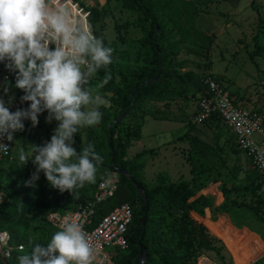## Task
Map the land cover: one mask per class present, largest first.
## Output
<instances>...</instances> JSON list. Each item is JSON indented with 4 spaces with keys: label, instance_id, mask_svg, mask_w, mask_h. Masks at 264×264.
I'll return each mask as SVG.
<instances>
[{
    "label": "rangeland",
    "instance_id": "1",
    "mask_svg": "<svg viewBox=\"0 0 264 264\" xmlns=\"http://www.w3.org/2000/svg\"><path fill=\"white\" fill-rule=\"evenodd\" d=\"M76 1L84 9L108 2V12L100 23L104 25L108 47L113 49L115 80L110 85L111 89L104 91L97 86L101 79L96 73L88 87L94 95L101 94L110 100V106L105 107L110 114L107 121L110 124L114 122L113 115L118 107L115 91L121 87V75L146 65L152 57V49L145 45L144 34L137 26V16L142 17L140 11L127 9L118 0ZM148 2L159 4L158 7L153 5L164 33V38L158 42L163 50L158 77H161L158 92L161 98L133 103L131 110L120 118V127L128 124L135 127L142 121L141 138L128 148L127 156L147 149L138 161L142 165L140 182L148 188L186 182L193 194L204 195L210 203L205 208L204 223L219 238L207 250H192L180 228L181 210L176 205H169L167 197L159 192L154 196L148 214L154 219L157 243L146 239L147 245L152 250L158 249V252L152 253L153 259L148 264H165L163 259L180 264H264V219H258L247 209L232 204L233 201L254 204L258 196L264 198V183L224 128L216 142L212 127L192 123L197 101L206 93V87L199 85L185 89L174 81L177 73L187 70L194 71L198 80L205 75L216 76L231 95L246 106L264 112V0H240L236 6L220 0ZM144 24L150 28L147 18ZM256 33L262 52L254 57V61L262 71L249 59ZM9 83L12 84L10 75L4 79L0 74V94ZM46 117L47 112L40 114L36 127H32L31 121H25L32 140L18 133L11 159L0 165V226L12 234L11 246L14 249H18L19 244L23 245L24 251L20 250V255L28 252V246H32L30 241H50L56 232L47 219L51 212L67 210L81 199L90 200L99 179L114 173L112 170L104 171L101 165L96 182L86 184L74 194L52 188L43 172L39 173L40 178L34 187L26 186L25 182L35 170L19 176L11 164L21 147L28 151L31 145L41 146L50 141L58 122L47 123ZM191 126L196 130L193 132L195 136L190 138ZM79 133L82 143L93 144L95 138L103 141L97 153L103 157V164L109 165L106 130L96 125L81 128ZM16 178H19V183L12 181ZM252 179L254 184H260L258 189L232 191L228 200L224 199L221 187L246 186ZM199 187L202 189L198 190ZM133 195L135 208L140 209V200L135 193ZM4 198L7 202L3 201ZM13 202L16 206L11 204ZM221 205L226 211L219 210ZM8 210L12 213L9 217ZM103 252L114 257L118 253L126 255L130 249L106 247ZM112 261L110 258L107 264H112Z\"/></svg>",
    "mask_w": 264,
    "mask_h": 264
},
{
    "label": "clouds",
    "instance_id": "2",
    "mask_svg": "<svg viewBox=\"0 0 264 264\" xmlns=\"http://www.w3.org/2000/svg\"><path fill=\"white\" fill-rule=\"evenodd\" d=\"M0 62L15 73V89L23 92L20 102L27 108L11 111L0 96V153L9 154L14 133L23 131L24 121L32 127L47 112L46 122L56 121L50 141L19 149L21 165L31 161L36 171L26 181L35 186L43 172L48 184L60 192L74 194L86 184H94L103 157L89 143L77 152L74 137L81 128L101 123L102 107L110 100L93 94L90 80L113 62V49L94 35L90 25L75 17L60 0H0ZM111 80L105 72L98 83L103 88ZM12 85L3 88L8 95ZM51 218V217H50ZM29 252L17 256L18 264H93L95 249L81 223L65 218L60 230L44 245L29 242ZM23 246L21 252H23Z\"/></svg>",
    "mask_w": 264,
    "mask_h": 264
},
{
    "label": "trees",
    "instance_id": "3",
    "mask_svg": "<svg viewBox=\"0 0 264 264\" xmlns=\"http://www.w3.org/2000/svg\"><path fill=\"white\" fill-rule=\"evenodd\" d=\"M121 1L123 6L127 9L133 10V11H140L142 13V17L140 15L137 16V26L141 29V31L144 34V43L146 46H148L150 49H152V57L150 61L143 66H138L135 69H132L129 71V73H124L121 75V78L119 80L121 87L119 90L115 91V95L117 98V110L115 114L113 115L114 122L108 124V118L110 116L109 112L105 107H102L100 110L103 113L102 121L98 126H102L106 130V138L105 143L108 148V163L109 165L102 164L103 170H112L115 173L118 174L119 180L117 183V188L114 193V195L107 200L99 203L96 205V215L95 220H98V218L103 215L104 213L110 211L114 206L127 202L131 205L133 210V219L132 223L129 226V234H128V248L130 249V252L126 255H119L116 254L113 258L112 264H139V248L136 245L137 240L141 241V244L144 246L145 252H146V264L152 261V253H157L158 249L152 250L147 243L146 239H149L150 242L156 244V238H155V227H154V219L148 217L146 218V224L145 227H142L141 224V218L144 213V202L141 194L139 193L137 187L135 186V183H132L131 180L124 174L121 173V171L128 172L133 179L137 183L143 186L145 193L148 196V202H149V212L152 209V204L154 200V196L162 192L167 199L169 200V205H176L181 210V231L185 234L186 239L185 241L189 246L192 247V250H207L211 248L214 244V242L218 241L219 238L215 236L205 225L204 223V214H205V208L210 206V203L208 199L202 195H195L191 191L189 184L186 182H178V183H169L166 185H156L153 188H148L145 184L140 182L139 179V171L142 167L141 163L138 161L143 154L147 152V149L142 150L139 153H136L135 155L128 157L127 156V150L131 145L135 142L140 140V128L142 125V121L138 122L137 125L134 127L131 125H126L123 127H120V119L115 122L117 118H123V116L128 113L131 110L132 104L145 101V100H154L161 98L159 95V89L161 88V77L158 78L156 81L151 82L150 84H146V81L153 78L158 69L161 65V58H162V47L158 44L160 39L164 38L163 33V26L158 19L157 14L155 13V5L156 7L159 6L158 3L155 4V2H148L149 0H118ZM222 2L228 3L230 5L236 6L240 0H220ZM155 4V5H153ZM108 2H106L103 5H94L87 8L89 11V19H88V25L91 26L94 35L97 37L103 38L105 46L108 47L107 40L105 38L104 34V25L103 23H100L102 18L106 15L108 12ZM148 19L150 22V28H147L144 24V20ZM158 26V32L156 35H154L155 28ZM258 34L256 33L253 36L254 40V50L249 54V59L252 63L255 64L256 68L260 71L257 63L254 61V57L259 55L262 52V47L257 42ZM114 58L113 62L107 66L106 69H102L98 74V79H103L105 72H109L111 74V80L107 85H105L102 90H109L111 89L110 85L114 82ZM4 73H8L11 77V90L13 94L18 96L19 98L23 95V92L19 89H15V73L8 70L5 67V63L0 62V74L1 76ZM163 75V73H162ZM210 76L216 80L218 78L216 76L211 75H205L201 79L196 78V73L192 70H187L185 72L177 73L176 77L174 78V81L177 84H180L185 89L189 88H195L197 86L204 85L207 90V86L204 83V78ZM220 82V80H218ZM172 91H176L175 87H171ZM203 91V90H202ZM204 93V92H203ZM206 94V93H205ZM204 95V94H203ZM201 95V96H203ZM200 96V97H201ZM199 97V98H200ZM25 106L28 107V103L25 102L23 105V108ZM151 116V115H150ZM153 117V116H152ZM155 119H159L157 117H153ZM193 124H195L192 121ZM25 128L23 131H19V134L24 135L25 137H28V140H32V136L29 133L28 127L24 121ZM110 125V126H109ZM207 126L212 127L213 129V136L215 138V141H218V138L220 136V131L223 129V126L220 124L219 118L216 115H213L208 123H206ZM190 129L193 128L192 126L189 127ZM190 131V130H189ZM18 133L15 136V141ZM232 137V136H231ZM14 141V144H15ZM74 147L76 148L77 152H79L80 149L87 146L89 143H82L80 133L78 132L76 136L74 137ZM234 141V140H233ZM93 145L95 146L96 152H98L102 145L103 141L99 140L98 138H95L93 141ZM236 145V144H235ZM237 146V145H236ZM14 147V146H13ZM13 150V149H12ZM237 150V149H236ZM13 153V151H12ZM11 153V156H12ZM11 159V158H10ZM9 159H6L4 161L0 162V165L8 161ZM11 166L15 168V173H17L19 176L24 174H30V171L35 170L36 166L29 161L26 165H21L18 159V155H16L15 159L13 160ZM255 170V169H254ZM257 173V171H255ZM257 175L261 178V180L264 183V179L262 176L257 173ZM108 175H103V178H105ZM19 178L13 179L12 181L19 183ZM99 179V180H101ZM98 183V182H97ZM1 184V183H0ZM260 187L259 183H255L253 179L250 181V183L246 186L237 187L233 186L231 188L221 187V192L223 194V197L225 200H228V194L232 191H238L240 189L244 191H255ZM2 188V187H0ZM202 188L199 187L198 190H201ZM133 193L136 194V196L139 198L141 206L140 209L135 208V201L136 198L133 195ZM209 198V197H208ZM17 200V199H16ZM4 202H7V199L4 198ZM87 200H80L79 202H86ZM77 202V203H79ZM75 203L73 206H71L69 209H72L77 204ZM13 206H16V203H11ZM232 204L236 207H243L250 211L256 218L258 219H264V198L258 196L257 201H255L254 204H246V203H237L235 201L232 202ZM1 209V206H0ZM68 210V209H67ZM219 210L221 212H224V205H221L219 207ZM65 210H62L64 212ZM148 212V214H149ZM1 214V212H0ZM12 213L8 210V217ZM263 214V217H261ZM199 216V218H198ZM0 229L6 228L0 226ZM9 232V230H7ZM57 231V230H56ZM10 233V232H9ZM11 234V233H10ZM12 234H11V241H12ZM10 241V245H11ZM40 244L46 245L47 243L43 242ZM127 248V249H128ZM31 246H28L27 250L30 251ZM126 250V249H125ZM19 249L12 250L11 258H10V264H18L17 256H19ZM165 256V255H164ZM165 264H180L178 262L169 261L168 259H163Z\"/></svg>",
    "mask_w": 264,
    "mask_h": 264
},
{
    "label": "built area",
    "instance_id": "4",
    "mask_svg": "<svg viewBox=\"0 0 264 264\" xmlns=\"http://www.w3.org/2000/svg\"><path fill=\"white\" fill-rule=\"evenodd\" d=\"M60 2L67 3L72 13L81 22V16H84L88 24L89 11L80 6L79 2L76 0H60ZM2 77L8 79L9 74L4 73ZM204 83L207 86L206 94L198 99L192 121L203 125L216 115L224 130L232 136L237 147L264 179V112L246 106L242 100L231 95L221 82L210 76L204 78ZM0 96H3L6 101L9 96L15 97L9 105L11 111L23 108L24 103L22 104L20 98L12 92L9 91L7 96L4 93ZM17 133H14L12 142L4 139L3 142L9 144V154L5 156L0 153V162L11 158ZM118 180L117 173L109 174L98 181L96 191L90 200L79 202L74 208L64 212H51L47 217L57 231L60 230L65 218L83 225L95 249L93 264H107L113 257L110 253L103 252L104 248L116 247L125 250L129 245V226L133 219V210L129 203L118 204L95 220L96 205L114 195ZM10 241L11 234L5 229H0V264H10L13 250ZM22 246L19 244L18 249L21 250Z\"/></svg>",
    "mask_w": 264,
    "mask_h": 264
},
{
    "label": "water",
    "instance_id": "5",
    "mask_svg": "<svg viewBox=\"0 0 264 264\" xmlns=\"http://www.w3.org/2000/svg\"><path fill=\"white\" fill-rule=\"evenodd\" d=\"M157 32H158V26H156V28H155L154 35H156ZM160 72H161V66H159V69H158L156 75L153 78L147 80L146 81V84H150L151 82L156 81L158 79L159 75H160ZM119 119L120 118H117L115 120V122L118 121ZM121 173L124 174V175H126L131 180L132 183H135V186L137 187L139 193L141 194V196L143 198V202H144V213H143V216L141 218V224H142V227H145L146 218H147V215H148V212H149L148 196L145 193V190H144L143 186L140 185L139 183H137L135 181V179H133L132 176L128 172L122 170ZM136 245L139 248V259H140L139 264H143L144 261L146 260V252H145L144 246L141 244V241L140 240H137Z\"/></svg>",
    "mask_w": 264,
    "mask_h": 264
},
{
    "label": "crops",
    "instance_id": "6",
    "mask_svg": "<svg viewBox=\"0 0 264 264\" xmlns=\"http://www.w3.org/2000/svg\"><path fill=\"white\" fill-rule=\"evenodd\" d=\"M194 130H196V129L193 128V129H191V130L189 131L190 138L193 137V136H195L194 133H193Z\"/></svg>",
    "mask_w": 264,
    "mask_h": 264
},
{
    "label": "bare ground",
    "instance_id": "7",
    "mask_svg": "<svg viewBox=\"0 0 264 264\" xmlns=\"http://www.w3.org/2000/svg\"><path fill=\"white\" fill-rule=\"evenodd\" d=\"M82 17H83L82 22H83L84 24H86V19L84 18V16H82Z\"/></svg>",
    "mask_w": 264,
    "mask_h": 264
}]
</instances>
